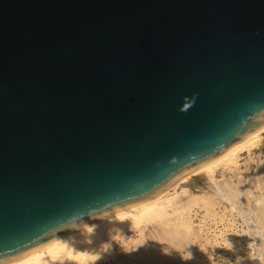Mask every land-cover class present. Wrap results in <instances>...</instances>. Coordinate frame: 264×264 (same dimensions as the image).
<instances>
[{"label": "water", "instance_id": "water-1", "mask_svg": "<svg viewBox=\"0 0 264 264\" xmlns=\"http://www.w3.org/2000/svg\"><path fill=\"white\" fill-rule=\"evenodd\" d=\"M263 126L264 0H0V263Z\"/></svg>", "mask_w": 264, "mask_h": 264}, {"label": "rangeland", "instance_id": "rangeland-1", "mask_svg": "<svg viewBox=\"0 0 264 264\" xmlns=\"http://www.w3.org/2000/svg\"><path fill=\"white\" fill-rule=\"evenodd\" d=\"M259 144L256 146L257 148L241 151L238 154L237 161L229 165L231 168L228 165H219L214 169V178L217 179L219 183H224L226 181L224 184H220L221 187L232 189L237 193V197L234 199L236 207L231 206L227 200L223 199V197L215 191V187L210 182L209 178H207L208 176L206 174L198 172L180 182V184L178 183L174 188L172 187L167 195V198L171 199V204L173 205L171 209H168L169 213L172 211V208H180L181 204L183 206L186 205L187 208L191 207V211L189 209V211L186 210V208L185 210L188 212L182 213L187 223H190V228L187 229V231L177 232L173 235L172 233H163L165 229L159 226V222H155L156 224H154V221H152L153 223H147L141 230H135L134 232V230L132 231L131 229L125 235V239L130 242L127 247L130 253L134 254L135 258L134 256L131 257L129 259L130 263H128V258L125 256H119L116 259L111 257L108 258V261H105L104 264H119L120 262L121 264H253L258 260L255 256L260 257L259 264H264V226L256 216L260 208L264 207V202L257 205L246 186L249 179L252 180L253 177H256L257 181H259L262 186V192L258 195H261L259 198L264 201V139L263 141L261 140ZM192 199L195 204L192 202ZM199 199L205 200L201 201ZM206 201H211L212 206L210 205L211 207H209ZM201 203H205L203 207L206 206V210L200 207V205L202 206ZM181 210L182 209H178V213ZM178 213L172 212L171 214H173V216L175 214L176 216ZM156 231H160L159 233L163 234V236ZM129 232L132 235H130ZM150 233L152 235H150ZM133 235V238L136 237L135 240H132L134 243L129 240L132 239L131 237ZM141 235L145 237V240H143V236L141 238ZM139 241L140 245L144 242L146 245L145 249L137 245ZM250 241L251 243L254 242L252 243L253 248L251 247V243L249 244ZM120 245V240L112 244L113 253ZM249 247L253 249V252L256 250L253 255ZM117 251L121 250L119 249ZM138 252L145 257L142 258ZM137 255H139V257Z\"/></svg>", "mask_w": 264, "mask_h": 264}, {"label": "bare ground", "instance_id": "bare-ground-1", "mask_svg": "<svg viewBox=\"0 0 264 264\" xmlns=\"http://www.w3.org/2000/svg\"><path fill=\"white\" fill-rule=\"evenodd\" d=\"M263 134H264V126L253 131V132H251L250 134L244 136L239 141H237L234 144H232L231 146H229L226 150H224L222 153H220L213 160L191 170L190 172H188L185 175L181 176L180 178L176 179L172 184H170L168 187H166L165 189L160 191L158 194H156L154 197H152L150 200L144 202L143 204H140V205H137L134 207H130V208L118 211V212H114V213L96 218V219L91 220L87 223L80 224V225L60 234L59 236L55 237L54 239L50 240L49 242L45 243L44 245H42V246H40L34 250H31L30 252L26 253L25 255L17 257V258H15L9 262L0 263V264H94V263L104 264L105 261H108V258L114 257V259H116L119 256H125L126 258H128V263H130L129 259L131 257H133L134 254L130 253V251L128 250L127 246L129 245L130 242L125 239V235L128 233L129 230L132 229V231L134 230V232H135V230H137V231L141 230L146 226L147 223L152 222V221H154V224L159 222V224H160L159 226H162L163 229H165V231H163V233H165V232L166 233H172V235L177 233V232L187 231V229L190 228V225H189L190 223L189 224L187 223L186 218L183 217L184 214H182V213L188 212L191 209V207L187 208L186 205L183 206L181 204V206H183V207H181V206H180V208L177 207L178 209H182L179 213H178V209H175V208H172V211L169 213L168 209H171V206H173V205L171 204V202H172L171 199L167 198L168 192L170 191V189L172 187L174 188L176 185H178V183L180 184V182L186 180L190 176H192L198 172L206 174L208 176L207 178H209L210 182L215 187L214 188V189H216L215 191L218 192L220 194V196L223 197V199L227 200L231 206L236 207L234 199L237 197V193L235 191H233L232 189H225V187L224 188L221 187V185L224 184L226 181L224 180L225 181L224 183L221 182L222 184L219 183V181L214 178V175H213L214 169L219 165H226V166L228 165L229 166L230 164L235 163L237 161L238 154L243 150H249V149L257 148L256 146H258L260 141L261 140L263 141V139H264ZM221 178H222V176H221ZM250 178H251V176H250ZM246 186H247L248 192L250 193V195L253 196L257 205L261 202H264L263 199L259 198V197H261V195L260 196L258 195L260 192H262V186H261L260 182L257 181L256 177H253L252 180L249 179ZM203 198H204V196H203ZM205 199H202V200H205ZM199 200H201V199H199ZM192 202L194 203L193 199H192ZM206 203H207V205H209V207L212 206L211 201H206ZM201 204H202V206L200 205V207H203L205 203L204 204L201 203ZM197 206H198V203H197ZM203 208L205 209L206 206ZM262 208H260V210L257 212L256 216L263 223V226H264V207H262ZM185 209L186 210L189 209V210L186 211ZM183 210H185V211H183ZM235 211H236V209H235ZM172 212L178 213V214H176V216L174 214V216H173V214H171ZM240 212H241V210H240ZM180 213H181V215H180ZM189 213H187V214H189ZM250 225H252V224H250ZM147 228H148V225H147ZM152 229H153V226H152ZM143 232H144V230H143ZM159 232H157V233L161 234ZM141 233H142V231H141ZM151 233H150V235H152ZM130 235H132V234L130 233ZM165 235H164V237H165ZM142 236L143 235H141V238H142ZM161 236H163V234H161ZM129 237H131V236H129ZM133 237H134V235L131 237L132 239H129L131 242H133L132 240L136 239V237L135 238H133ZM141 238H140V241L142 242ZM118 240L121 241V245L119 246V248L117 247L118 248L117 250L120 249L121 251L116 250L117 252L115 251L113 253L114 250L111 246L113 243H115V242L117 243ZM143 240H145V237L143 238ZM164 240H162V241H164ZM140 241L138 242L139 244L137 243V245H140ZM250 243H251V241L249 242V244ZM252 243H254V242H252ZM252 243H251V245H252ZM141 244H142V245H140V246H142L141 248L145 249L146 245L144 244V242ZM251 247L253 248V245ZM251 247H249V248L252 251L253 249ZM247 248H248V246H247ZM135 250H136V248H135ZM255 251L254 252L252 251V255H253V253H255ZM121 252H123V253H121ZM144 252H145V250H144ZM138 254H139V252H138ZM139 255H141V254H139ZM139 255H137V256L139 257ZM141 256H142V258L145 257V256L143 257V255H141ZM134 258H135V256H134ZM255 258L256 259L258 258V260H256V262H254V260H253V262H254L253 264H259L260 263V257L255 256ZM132 260H134V259H132ZM119 264H121V262Z\"/></svg>", "mask_w": 264, "mask_h": 264}, {"label": "clouds", "instance_id": "clouds-1", "mask_svg": "<svg viewBox=\"0 0 264 264\" xmlns=\"http://www.w3.org/2000/svg\"><path fill=\"white\" fill-rule=\"evenodd\" d=\"M195 102V99L193 98L190 102H189V106H191V104H193Z\"/></svg>", "mask_w": 264, "mask_h": 264}]
</instances>
